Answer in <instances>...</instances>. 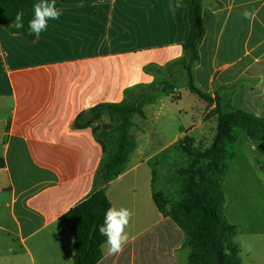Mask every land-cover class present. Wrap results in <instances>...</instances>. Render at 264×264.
I'll list each match as a JSON object with an SVG mask.
<instances>
[{"label":"crops","instance_id":"obj_1","mask_svg":"<svg viewBox=\"0 0 264 264\" xmlns=\"http://www.w3.org/2000/svg\"><path fill=\"white\" fill-rule=\"evenodd\" d=\"M56 7L60 18L33 42L0 23V264H74L62 217L92 193L104 158L93 128H74L77 117L122 104L185 56L184 0H56ZM203 22L196 86L264 118V0H204ZM180 111L157 98L134 117L137 148L106 187L112 206L132 212L129 240L117 255L103 245L98 264H189L183 230L154 200L156 173L167 168L168 192L183 157L178 144L197 127ZM246 219L234 224L235 242L242 263L253 264L264 234L261 222Z\"/></svg>","mask_w":264,"mask_h":264},{"label":"trees","instance_id":"obj_2","mask_svg":"<svg viewBox=\"0 0 264 264\" xmlns=\"http://www.w3.org/2000/svg\"><path fill=\"white\" fill-rule=\"evenodd\" d=\"M35 2L0 0V23L10 33L22 35L29 42L35 41L37 37L28 34ZM184 2L188 6L189 22V36L183 45L185 56L167 69L182 67L187 72L189 91L215 104L208 117H215L217 126L213 141L206 149L197 147L195 138L190 135L178 144L188 161L186 166L175 171L183 199L172 203L167 193L160 191L154 195V200L159 211L183 230L185 246L190 250L189 264H243L235 242L238 228L224 213L221 180L228 171L227 144L237 139L234 129H242L251 140H264V118L234 107L226 110L219 94L212 97L196 86L194 68L200 62V46L206 36L204 0ZM20 10L24 12V27H10ZM152 70L158 72V69ZM154 85L146 88L153 90ZM154 100L149 94L137 97L134 90L128 91L122 104L97 106L79 115L74 123L76 129L93 128L104 152L92 193L62 217L74 238V264H98L103 258L105 237L100 235L98 227L103 223L106 209L112 206L106 187L121 174L137 148L136 139L131 134L134 117L142 114V108ZM106 117L111 119L110 124L103 122Z\"/></svg>","mask_w":264,"mask_h":264},{"label":"rangeland","instance_id":"obj_3","mask_svg":"<svg viewBox=\"0 0 264 264\" xmlns=\"http://www.w3.org/2000/svg\"><path fill=\"white\" fill-rule=\"evenodd\" d=\"M154 87L153 90L144 87L136 89L134 95L138 97L149 94L155 99L167 101L175 111L181 110L184 122L189 127L197 126L195 131L189 134L195 138L196 146L203 149L209 147L215 135L217 122L215 117L209 118L208 114L215 109V104H210L189 91L187 72L182 67L166 69L161 72ZM223 105L226 110L231 107L226 99H223ZM103 122L110 124L111 119L106 117ZM234 133L237 139L227 144L228 171L221 180V189L225 197L224 213L231 224L239 225L248 222L249 219L244 221L245 218H253L261 222V230L264 234V140H251L239 128H235ZM183 157L181 160L178 159V163L173 167L174 172L177 168L186 166L188 161L185 155ZM162 169L167 170L164 167ZM162 169L156 173L157 192L167 188L165 183L167 178L166 176L163 178L162 174L165 175V172ZM169 180L167 183L169 191L164 192L172 203H176L183 199L179 193L180 182L176 172L170 176ZM244 236L246 232L242 230L237 242L242 243ZM262 239H264L263 236ZM255 241L258 251L260 242ZM254 254L264 257V250L259 249ZM260 257L254 258L253 264H261ZM250 262L243 258V264H250Z\"/></svg>","mask_w":264,"mask_h":264},{"label":"clouds","instance_id":"obj_4","mask_svg":"<svg viewBox=\"0 0 264 264\" xmlns=\"http://www.w3.org/2000/svg\"><path fill=\"white\" fill-rule=\"evenodd\" d=\"M62 11L56 7V0H36L33 4V17L28 23V34L40 37L42 32L47 31L50 20H58ZM250 12L245 10L242 13L244 18L250 17ZM24 12L17 11L14 21L10 27L22 29ZM132 218V212L126 207L111 206L106 209L103 223L99 225L98 231L105 237L104 245L111 255L121 253L128 243L129 235L126 229Z\"/></svg>","mask_w":264,"mask_h":264}]
</instances>
